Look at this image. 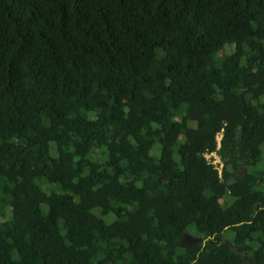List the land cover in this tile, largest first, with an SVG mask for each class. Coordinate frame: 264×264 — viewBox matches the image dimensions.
I'll use <instances>...</instances> for the list:
<instances>
[{"label":"trees","instance_id":"1","mask_svg":"<svg viewBox=\"0 0 264 264\" xmlns=\"http://www.w3.org/2000/svg\"><path fill=\"white\" fill-rule=\"evenodd\" d=\"M249 261L264 0H0V264Z\"/></svg>","mask_w":264,"mask_h":264},{"label":"built area","instance_id":"2","mask_svg":"<svg viewBox=\"0 0 264 264\" xmlns=\"http://www.w3.org/2000/svg\"><path fill=\"white\" fill-rule=\"evenodd\" d=\"M222 136H223L222 132L217 134V137H216L217 149L215 151H207L204 154V157H205L206 161L209 164L213 165L214 168L219 171V174H221L222 169H223V165H224L223 161H222V158H221V156L218 153V150L221 147Z\"/></svg>","mask_w":264,"mask_h":264},{"label":"rangeland","instance_id":"3","mask_svg":"<svg viewBox=\"0 0 264 264\" xmlns=\"http://www.w3.org/2000/svg\"><path fill=\"white\" fill-rule=\"evenodd\" d=\"M155 149H156V150H159V149H160V145L157 144V145L155 146ZM232 201H233L232 197L227 196L226 198H224V199L221 201V203H222V205H224L225 202H228V205H230V204L232 203ZM112 219H113L112 216H109V217L107 218L108 221H110V220H112ZM1 220H5V218H2ZM226 236L229 237V238H232L234 235H233L232 232H230V233H226ZM252 264H254V263H252Z\"/></svg>","mask_w":264,"mask_h":264},{"label":"water","instance_id":"4","mask_svg":"<svg viewBox=\"0 0 264 264\" xmlns=\"http://www.w3.org/2000/svg\"><path fill=\"white\" fill-rule=\"evenodd\" d=\"M230 171H231V172L233 171L232 168H230ZM245 175H246V173L244 172V173L241 175V177L244 178ZM236 181H237L236 178H233L231 181L228 182V185L234 184ZM194 241L201 242V241H203V240H202L201 238H195Z\"/></svg>","mask_w":264,"mask_h":264},{"label":"flooded vegetation","instance_id":"5","mask_svg":"<svg viewBox=\"0 0 264 264\" xmlns=\"http://www.w3.org/2000/svg\"><path fill=\"white\" fill-rule=\"evenodd\" d=\"M253 262L252 261H249V264H252Z\"/></svg>","mask_w":264,"mask_h":264}]
</instances>
